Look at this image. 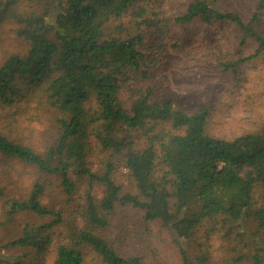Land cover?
<instances>
[{
	"label": "trees",
	"instance_id": "trees-1",
	"mask_svg": "<svg viewBox=\"0 0 264 264\" xmlns=\"http://www.w3.org/2000/svg\"><path fill=\"white\" fill-rule=\"evenodd\" d=\"M153 1L0 0V25L15 23L17 34L29 43L24 56L13 55L0 67V102L35 103L56 112L59 124L58 138L44 157L0 135V174L11 168L9 161L28 165L59 178L68 206L82 199L69 221L62 209L42 203L39 185L26 200L7 201L8 216L30 212L50 221L26 225L21 237L3 249L39 254L54 244L60 230L53 264H84L87 250L101 264H141L137 256H122L105 236L116 207L131 206L144 213L145 221H157L172 233L185 264L192 263L180 240L190 239L207 220L238 227L241 241L251 224L254 231L244 241L249 260L264 264V131L215 138L206 131L207 109L186 113L171 99L153 97L148 87L136 90L128 108L121 100L129 81L148 78L175 25L230 23L240 32L241 44L252 40L257 49L227 66L264 60V0H188L185 13L174 19L150 10ZM230 1L252 10L250 18L221 7ZM124 18L126 24L106 32ZM95 147L108 155L102 172L90 168ZM117 162L136 193L120 195L113 180ZM95 185L102 188L99 200ZM0 264L25 263L0 252ZM198 264L207 263L201 258Z\"/></svg>",
	"mask_w": 264,
	"mask_h": 264
},
{
	"label": "rangeland",
	"instance_id": "rangeland-1",
	"mask_svg": "<svg viewBox=\"0 0 264 264\" xmlns=\"http://www.w3.org/2000/svg\"><path fill=\"white\" fill-rule=\"evenodd\" d=\"M188 0H154L149 9L160 18L174 19L182 16ZM224 10L238 9L244 20L252 10H241L240 5L226 2ZM128 18L116 21L106 28L110 32ZM19 26L7 21L0 25V67L11 56H24L29 43L17 34ZM165 46L160 60L150 64L147 79L131 80L123 90L121 100L125 108L135 99L136 90L150 88L153 97L171 99L174 106L186 113L207 109V134L215 138L232 140L236 137L264 131V60L254 59L241 62L235 68L227 65L240 58L253 55L256 43L246 40L241 44V34L230 23L220 22L205 26L198 22L190 25H175L163 40ZM58 115L54 111L37 107L35 103L15 99V102H0V135L14 143L32 148L44 157L59 134ZM141 141H145L142 136ZM108 158L101 148L95 147L91 157V171L102 172L103 162ZM11 168L0 174V252L9 258H18L25 264H53L55 246L61 240L57 230L53 245L42 253L31 250L3 249V246L21 237L26 225L37 226L48 223L50 218L37 217L30 212L6 214V202L24 201L32 188H44L41 201L44 205L62 209L67 221L76 206L82 204L77 198L68 206L59 187L57 176H47L38 169L9 161ZM120 186V195L134 194L136 190L128 177L127 170L117 162L113 175ZM86 188L81 186L83 191ZM94 196L102 197V188L93 186ZM76 212V211H75ZM109 227L105 236L114 243L122 256H137L141 264H185L181 259L180 247L172 233L159 222H147L144 213L131 206H117L108 217ZM252 225L245 228L244 241L250 236ZM254 230H252L253 233ZM242 230L226 221H205L188 240H180L192 264L203 258L207 264H251L250 250L240 240ZM246 244L248 242L246 241ZM84 264H101L91 251H86Z\"/></svg>",
	"mask_w": 264,
	"mask_h": 264
}]
</instances>
